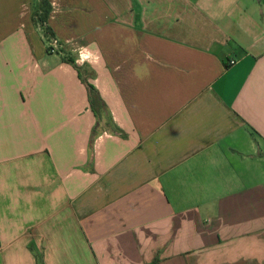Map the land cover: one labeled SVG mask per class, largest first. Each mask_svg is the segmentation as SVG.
I'll return each mask as SVG.
<instances>
[{"label":"crops","instance_id":"0c3cea01","mask_svg":"<svg viewBox=\"0 0 264 264\" xmlns=\"http://www.w3.org/2000/svg\"><path fill=\"white\" fill-rule=\"evenodd\" d=\"M48 1L62 54L0 0V264H264V0Z\"/></svg>","mask_w":264,"mask_h":264},{"label":"trees","instance_id":"16d2710c","mask_svg":"<svg viewBox=\"0 0 264 264\" xmlns=\"http://www.w3.org/2000/svg\"><path fill=\"white\" fill-rule=\"evenodd\" d=\"M38 1H39V4L34 10L35 13H33L32 20H33L34 26L42 30L41 32H43V36L46 42H48L50 38L55 37L52 29L48 25V18L53 8L48 0H38ZM65 60L74 64L75 67H78L77 66L78 64H76L75 59L71 57H65ZM88 88L90 92V99H91L93 110L94 112L99 114L98 106H99L100 100H99L98 92L96 91L95 87H93L92 85H88Z\"/></svg>","mask_w":264,"mask_h":264},{"label":"built area","instance_id":"2783aa9c","mask_svg":"<svg viewBox=\"0 0 264 264\" xmlns=\"http://www.w3.org/2000/svg\"><path fill=\"white\" fill-rule=\"evenodd\" d=\"M48 52L52 54H62L64 49V44H62L56 37H52L48 40ZM77 57L76 63L80 65H84L86 63H90L95 61L98 57L95 53L90 52L84 47H78L75 50ZM234 61L232 62V64Z\"/></svg>","mask_w":264,"mask_h":264}]
</instances>
